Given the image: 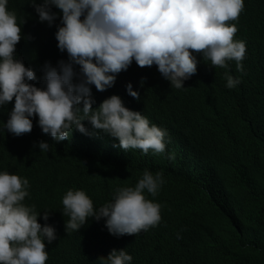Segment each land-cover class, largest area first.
<instances>
[{
	"label": "clouds",
	"instance_id": "obj_1",
	"mask_svg": "<svg viewBox=\"0 0 264 264\" xmlns=\"http://www.w3.org/2000/svg\"><path fill=\"white\" fill-rule=\"evenodd\" d=\"M29 3L38 19L49 25L56 19L51 11L55 6L61 24L55 39L50 34L53 53L39 55L38 64L28 63L24 50L16 46L22 38V18L9 10L8 0H0V109L11 108L14 101L8 116L0 120V129L14 135L9 134L4 153L0 141V157L9 150L18 156L22 134L35 138L31 130L41 129L57 143L67 140L71 132L94 134L107 138L115 154L173 165L180 143L158 121L174 106L166 103L163 93L183 90L184 81L202 62L227 69L228 62L235 61L237 71L243 72L246 43L234 35L248 0ZM58 57L62 60L55 61ZM133 70H153L164 80L165 90L153 97L158 102L145 107V99L138 101L140 88L136 90L135 79L129 77ZM224 75L229 89L241 82L227 71ZM49 145L41 140L36 146L47 152ZM38 165L35 158L20 172L0 171V264H131L126 235H137L161 221L166 173L145 169L132 184L117 186L104 203L94 207L84 188L43 174L34 177ZM27 177L32 178V187ZM49 194L62 200L61 213L68 217L58 231L56 222H46L47 210L38 213L30 204ZM89 219L101 224L87 228Z\"/></svg>",
	"mask_w": 264,
	"mask_h": 264
},
{
	"label": "trees",
	"instance_id": "obj_2",
	"mask_svg": "<svg viewBox=\"0 0 264 264\" xmlns=\"http://www.w3.org/2000/svg\"><path fill=\"white\" fill-rule=\"evenodd\" d=\"M9 10L23 21L16 45L24 50L23 59L38 64L39 55H51L50 33L43 26L48 22L41 24L11 6ZM234 39L246 43L243 72L237 71L235 61H229L227 69L199 64L184 81L188 90L176 91L192 93L191 108L170 101V91L163 93L168 105L174 106L158 121L179 140L175 164L159 166L137 155L115 154L107 138L94 134L71 132L57 143L34 129L35 138L22 134L20 154L9 150L0 157V167L13 174L38 158L34 177L43 174L84 188L98 205L117 186L132 184L145 169H162L167 179L160 195L161 221L147 231L126 235L131 264H264V0H248ZM226 71L240 77L235 88L225 86ZM129 77L143 83L140 94L145 100L166 88L153 70H133ZM4 106L0 120L11 110ZM1 133L4 153L9 134L14 135L0 129ZM41 140L50 144L47 152L36 146Z\"/></svg>",
	"mask_w": 264,
	"mask_h": 264
},
{
	"label": "bare ground",
	"instance_id": "obj_3",
	"mask_svg": "<svg viewBox=\"0 0 264 264\" xmlns=\"http://www.w3.org/2000/svg\"><path fill=\"white\" fill-rule=\"evenodd\" d=\"M8 2H10V4H8V8H9V6H11V9L12 8H16L21 13L26 15V17L27 16H31L32 18L36 19L39 23H41V21L38 19V14L35 12L34 7L29 3V0H8ZM41 2H42V0H36L37 4H39ZM51 11L55 12L57 15H58V12H60V10L57 9L55 6H51ZM60 24H61V19H59L57 22H55V23H53L51 25H49L47 23V24H45L43 26L49 31V33L51 35L54 36V39H55V32L57 30V26L60 25ZM49 28H51V30H49ZM61 60H62V58H59V57L55 58V61H61ZM134 87H135L136 90L139 89V88H143V83H141L140 85L135 84ZM183 88L188 90V88L186 86L183 87ZM168 94H169L170 101H180L181 103L184 104V107H188V108H191L193 106L191 104V101H192L191 94L188 93V92H185V93L176 92L174 90V88H173ZM141 99L142 98H141V94H140V99L138 101H141ZM156 102H158V101L155 100L154 98H149V99H147V100H145L143 102V105L145 107H147V106L151 105L152 103H156ZM159 102H161V101H159ZM166 103H167V101H166ZM4 169H7L8 172L10 173L9 168H5L3 166L0 167V171H3ZM22 169H23V167H21L18 172H20ZM212 169H214V171H212V172H217L216 168L212 167ZM27 179L30 181V183H29L30 187H32L34 185V183L32 182V178L31 177H27ZM86 194H88L89 197L92 199V201L95 202L93 197L89 193H86ZM28 199H29L28 197L25 198V201H24L25 204H28L27 203ZM50 199H52V201H46V200H50ZM61 201L62 200H58L55 197L54 194H49L48 196L41 197V201L40 202H38V203L30 202V204L35 206V209H36V211L38 213L47 210L48 211V220L46 222L48 224H50V225L53 222H56L58 224V226L56 227L55 231H58L59 230V226L64 224L65 221L68 220V217L67 216H63L62 213H61V211L63 209V205H62ZM97 206H98V204L96 203V205L94 207H97ZM62 217H65V219L62 218ZM44 223H45V221H44ZM100 224H101L100 221L89 219V221L85 225H86L87 228H91L94 225H100Z\"/></svg>",
	"mask_w": 264,
	"mask_h": 264
}]
</instances>
